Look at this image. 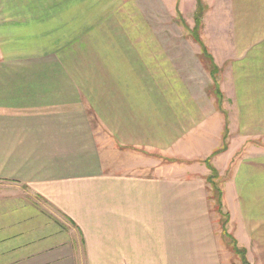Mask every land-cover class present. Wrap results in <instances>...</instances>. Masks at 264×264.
Segmentation results:
<instances>
[{
  "label": "crops",
  "instance_id": "0c3cea01",
  "mask_svg": "<svg viewBox=\"0 0 264 264\" xmlns=\"http://www.w3.org/2000/svg\"><path fill=\"white\" fill-rule=\"evenodd\" d=\"M37 2L48 11L71 7L70 0H0V264H227L206 217L180 225V184L166 170L183 164L162 160L170 148L202 157L190 151L205 145L212 107L197 116L178 82L165 88L152 72L144 81L126 78L138 48L126 32L106 40L112 16L88 24L103 27L102 36H73L68 21L40 19ZM40 25L66 30L49 38L39 61L10 62L31 56H5L3 43L28 42ZM236 72L221 88V113L235 136L264 138V79ZM251 143L261 148L244 150L228 169L222 201L246 264H264V143Z\"/></svg>",
  "mask_w": 264,
  "mask_h": 264
},
{
  "label": "rangeland",
  "instance_id": "374dc122",
  "mask_svg": "<svg viewBox=\"0 0 264 264\" xmlns=\"http://www.w3.org/2000/svg\"><path fill=\"white\" fill-rule=\"evenodd\" d=\"M36 5L35 13L43 21L51 20V16L52 21L57 23L68 21V34L73 36L80 33L102 36L105 32L101 30L103 27H88L96 23L98 17L112 16L114 24L105 27L106 35L109 34L106 40L113 34L118 39H125L122 34L126 32L134 37L138 48L136 53L131 50L135 57L126 70V78L144 81L152 72L157 77L156 81L165 88L178 82L180 97L196 105L197 116L211 113L212 107L211 126L208 127L210 133L203 136L205 145H198V142L190 151L194 152V156L202 157L191 158L190 153L180 149L182 154H177L170 148V152H163L162 160L165 163L180 161L183 164L166 170L175 175L174 186L180 184V225H191L188 223L190 217L201 213V225L204 224L203 217H206L207 224L220 237L217 256L228 260L227 264H242L241 255L232 250L230 237L233 236L223 233L221 224L222 221L229 222L230 212L219 193L221 180L229 175L228 171L244 150L255 148L250 150L252 152L261 148L260 145L253 146L251 142L263 145L264 138L234 135L238 133L237 127H231L227 117L221 113L227 111L226 100L223 99L226 94L221 88L226 90L232 84L238 74L236 71H241L240 80L255 82L257 78L264 79V0H70L71 7L64 12L40 9L43 5L41 2ZM107 5L110 11L101 10L97 14L99 8ZM197 20L200 27H197ZM194 29L201 43L194 38ZM65 30V26H37L33 35H29L28 42L22 40L10 48H4V42L3 53L5 56L15 55L16 52H20L21 56L27 53L31 57L23 59L13 56L9 60L20 65H31L29 62L32 59L39 61L35 55L43 54L45 46L53 44L54 40L49 38L54 39L52 35ZM43 36L46 38L39 39ZM87 56L93 55L87 52ZM87 72L83 71L84 75ZM119 75L122 77L124 73L119 72ZM220 81H224L223 86L219 84ZM158 114H163V110ZM193 162L200 166L186 167ZM202 163L209 170V174L205 173L207 179L200 175L205 168ZM170 189L165 187V193H169ZM188 193L193 196L187 197ZM167 203L164 202L165 209H169ZM218 207H222L226 218L219 213ZM229 226L226 224L227 231Z\"/></svg>",
  "mask_w": 264,
  "mask_h": 264
},
{
  "label": "trees",
  "instance_id": "16d2710c",
  "mask_svg": "<svg viewBox=\"0 0 264 264\" xmlns=\"http://www.w3.org/2000/svg\"><path fill=\"white\" fill-rule=\"evenodd\" d=\"M197 27H200V21L199 20H197ZM192 34H193L194 38L197 40V42L201 43V40L198 37V34L196 33V29H194V31H193ZM205 55H206L207 58H209L211 60V57L209 55H207V54H205ZM219 193L222 196V190L221 189H220V192ZM218 210H219V213L222 215L223 218H226L227 217L226 215H224V212H222V207H218ZM226 224L227 223H224V221H222V224L221 225H222L223 233H225V236L228 235L227 230H226ZM228 236H230V235H228ZM230 238H232V241L231 242H232V246H233V249H232L233 252L235 254L241 255V257L244 260V264H246V261H245L246 260L245 259V257H246V251L244 249L238 247L237 242H236V240L233 237H230Z\"/></svg>",
  "mask_w": 264,
  "mask_h": 264
}]
</instances>
